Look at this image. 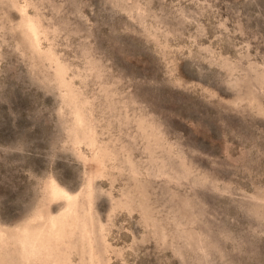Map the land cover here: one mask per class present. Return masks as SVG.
<instances>
[{
    "label": "rangeland",
    "instance_id": "1",
    "mask_svg": "<svg viewBox=\"0 0 264 264\" xmlns=\"http://www.w3.org/2000/svg\"><path fill=\"white\" fill-rule=\"evenodd\" d=\"M0 264H264V0H0Z\"/></svg>",
    "mask_w": 264,
    "mask_h": 264
}]
</instances>
